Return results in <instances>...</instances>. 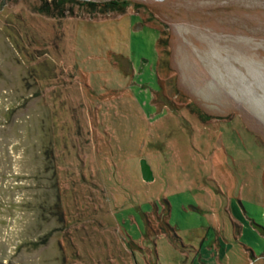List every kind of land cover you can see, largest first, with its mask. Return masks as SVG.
<instances>
[{
  "label": "rangeland",
  "instance_id": "obj_1",
  "mask_svg": "<svg viewBox=\"0 0 264 264\" xmlns=\"http://www.w3.org/2000/svg\"><path fill=\"white\" fill-rule=\"evenodd\" d=\"M0 264H264V0H0Z\"/></svg>",
  "mask_w": 264,
  "mask_h": 264
},
{
  "label": "water",
  "instance_id": "obj_2",
  "mask_svg": "<svg viewBox=\"0 0 264 264\" xmlns=\"http://www.w3.org/2000/svg\"><path fill=\"white\" fill-rule=\"evenodd\" d=\"M139 171H140L142 180L144 181L151 180L152 177H151L150 169L143 159L139 160Z\"/></svg>",
  "mask_w": 264,
  "mask_h": 264
},
{
  "label": "crops",
  "instance_id": "obj_3",
  "mask_svg": "<svg viewBox=\"0 0 264 264\" xmlns=\"http://www.w3.org/2000/svg\"><path fill=\"white\" fill-rule=\"evenodd\" d=\"M235 207V206H234ZM236 208V207H235ZM246 213V212H245Z\"/></svg>",
  "mask_w": 264,
  "mask_h": 264
}]
</instances>
